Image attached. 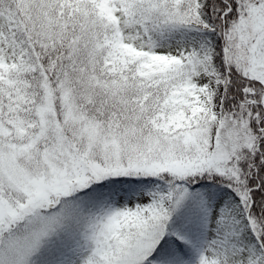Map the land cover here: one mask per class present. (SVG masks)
Wrapping results in <instances>:
<instances>
[{"label": "snow or ice", "instance_id": "6c2138e0", "mask_svg": "<svg viewBox=\"0 0 264 264\" xmlns=\"http://www.w3.org/2000/svg\"><path fill=\"white\" fill-rule=\"evenodd\" d=\"M0 264H264V0H0Z\"/></svg>", "mask_w": 264, "mask_h": 264}]
</instances>
